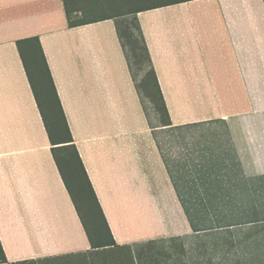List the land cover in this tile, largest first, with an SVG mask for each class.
<instances>
[{"label": "crops", "instance_id": "obj_1", "mask_svg": "<svg viewBox=\"0 0 264 264\" xmlns=\"http://www.w3.org/2000/svg\"><path fill=\"white\" fill-rule=\"evenodd\" d=\"M78 3L75 15L99 20L70 27L64 0H0V264H122V248L139 264L199 225L238 222L204 204L240 179L264 178V0ZM129 17L138 18L169 124L146 115L118 33ZM32 36L111 246H92L56 162L17 45Z\"/></svg>", "mask_w": 264, "mask_h": 264}, {"label": "rangeland", "instance_id": "obj_2", "mask_svg": "<svg viewBox=\"0 0 264 264\" xmlns=\"http://www.w3.org/2000/svg\"><path fill=\"white\" fill-rule=\"evenodd\" d=\"M131 19L132 17L121 20V26L123 30L125 29L123 35L126 42L132 38L140 40L136 27L131 25ZM129 31L132 35L130 39ZM126 50L129 53L133 73L142 88L141 99L148 120L150 124L157 125L161 114L160 100L154 85L152 68L149 64L140 63L137 58H134L129 44L126 45ZM110 112L113 121L122 119V110ZM54 147L76 192L79 182L66 160L69 155L68 148L57 147V145ZM249 183L255 185L250 186ZM244 184L240 179L238 184L228 186L227 190L222 191L221 195L224 196L222 200L217 199L204 204L205 208L212 212L211 215L238 222L206 224L204 226L208 228L207 230L198 233L191 231L188 238L184 240H172L166 245L161 243L156 249L153 246L152 250L143 254L145 260L142 257L143 261L139 264H264V178L255 177ZM77 197L83 216L92 234L96 235L94 218L87 207V200L84 195H77ZM218 203L221 207L215 209L213 206L219 205ZM139 249V247L136 248V252ZM134 254L137 255L135 251ZM131 257V250L122 248V264H133Z\"/></svg>", "mask_w": 264, "mask_h": 264}, {"label": "trees", "instance_id": "obj_3", "mask_svg": "<svg viewBox=\"0 0 264 264\" xmlns=\"http://www.w3.org/2000/svg\"><path fill=\"white\" fill-rule=\"evenodd\" d=\"M66 7V13L68 17V23L70 27L79 26L89 22L99 20L98 17H78L75 15V12L79 10L78 0H64ZM128 22V21H127ZM130 23V22H129ZM131 25L136 27L140 40L130 39V31L128 33L127 42L124 39L123 27L118 23V33L122 41V45L126 51V56L130 66V70L134 80L136 81L137 87L141 93L142 88L138 83V79L133 73L132 65L130 63L129 53L126 50V45L129 44L134 58H137L140 63H147L151 66L153 76H154V85L158 91V98L160 100L159 110H160V122L164 124L171 123L169 110L165 101L164 96L160 91V86L156 76V72L152 66V60L150 56L149 49L145 42L144 36L142 35L140 24L137 17L131 19ZM18 49L22 56L24 66L28 77L30 79L32 88L34 90L40 111L42 113L47 131L52 142V151L55 156L56 162L60 168V171L63 175L66 186L72 196V199L76 205V208L79 212L82 223L87 231V234L90 238L92 246L94 248L106 247L115 244L110 226L104 214L103 208L100 204L98 196L95 192V189L92 185L90 177L87 173L83 160L80 156L78 148L74 143V137L70 129L64 108L54 78L52 76L45 52L43 50L40 38L38 36L27 37L19 39L17 41ZM59 138V139H57ZM54 145L57 147H67L69 155L66 160L70 169L74 172L79 186L74 191L73 186L71 185L69 176L66 175L64 168L58 158V154L55 150ZM87 188V189H86ZM85 189L87 193H85ZM77 195H84L88 203V209L93 215V223L95 225L96 235H93L92 230L89 228L87 221L85 220L82 210L79 204V198ZM230 225V224H229ZM194 228H197V225H193ZM200 229L195 230H207L208 228L204 225H199ZM231 226V225H230ZM6 255L0 240V263L6 262Z\"/></svg>", "mask_w": 264, "mask_h": 264}, {"label": "flooded vegetation", "instance_id": "obj_4", "mask_svg": "<svg viewBox=\"0 0 264 264\" xmlns=\"http://www.w3.org/2000/svg\"><path fill=\"white\" fill-rule=\"evenodd\" d=\"M87 189V188H86ZM85 189V193H87V190Z\"/></svg>", "mask_w": 264, "mask_h": 264}]
</instances>
